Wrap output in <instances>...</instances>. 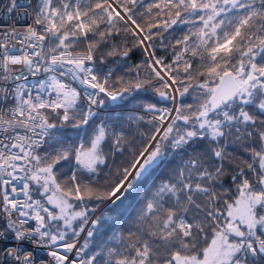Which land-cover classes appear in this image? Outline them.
I'll return each mask as SVG.
<instances>
[{
  "label": "snow or ice",
  "instance_id": "obj_1",
  "mask_svg": "<svg viewBox=\"0 0 264 264\" xmlns=\"http://www.w3.org/2000/svg\"><path fill=\"white\" fill-rule=\"evenodd\" d=\"M2 15L0 264H264V0Z\"/></svg>",
  "mask_w": 264,
  "mask_h": 264
},
{
  "label": "trees",
  "instance_id": "obj_2",
  "mask_svg": "<svg viewBox=\"0 0 264 264\" xmlns=\"http://www.w3.org/2000/svg\"><path fill=\"white\" fill-rule=\"evenodd\" d=\"M157 55H166L165 50L163 49H158L157 51ZM140 59V52L137 50L132 56L131 59L129 60V64H135L139 61ZM113 67H116L115 65H113ZM117 74H123V70L121 69H117ZM133 105H129V107H132ZM117 163H119V161H117ZM67 167V166H66ZM139 208V205H137L134 201L132 202H128L127 207L125 209V214L126 216H128L130 219H134L137 213V209ZM100 213L98 212L97 215H99ZM110 215H115V213H109ZM102 231H104L102 229ZM111 235V232H107L104 231V235L102 237V239H108V237Z\"/></svg>",
  "mask_w": 264,
  "mask_h": 264
},
{
  "label": "built area",
  "instance_id": "obj_3",
  "mask_svg": "<svg viewBox=\"0 0 264 264\" xmlns=\"http://www.w3.org/2000/svg\"><path fill=\"white\" fill-rule=\"evenodd\" d=\"M7 2L8 0H0V22H8V17L7 16H3L2 13L4 10H6V7H7Z\"/></svg>",
  "mask_w": 264,
  "mask_h": 264
},
{
  "label": "water",
  "instance_id": "obj_4",
  "mask_svg": "<svg viewBox=\"0 0 264 264\" xmlns=\"http://www.w3.org/2000/svg\"><path fill=\"white\" fill-rule=\"evenodd\" d=\"M98 213V212H97Z\"/></svg>",
  "mask_w": 264,
  "mask_h": 264
}]
</instances>
